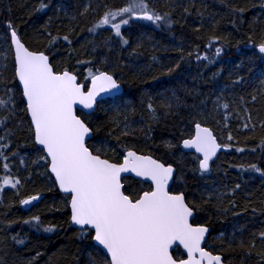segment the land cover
Instances as JSON below:
<instances>
[{"label": "trees", "instance_id": "trees-1", "mask_svg": "<svg viewBox=\"0 0 264 264\" xmlns=\"http://www.w3.org/2000/svg\"><path fill=\"white\" fill-rule=\"evenodd\" d=\"M146 2L169 13L171 25L133 19L122 27L124 44L110 26L90 29L107 9L123 7L127 0H44L48 7L42 11H36L40 0H0V97L7 99L11 89L16 103V115L8 121L13 134L0 140V184L5 176L21 181L0 192V264H90L92 258L100 259L90 235L70 223L66 194L58 190L47 161L40 159L45 153L33 141L14 75L9 23L29 49L48 54L57 70L67 68L86 84L88 68L105 70L124 86L122 95L99 103L90 117V147L102 148L113 161L121 162L127 148L174 165L172 189L184 191L196 206V222L211 227L206 247L229 264H261L264 259L258 239L255 248L237 246L240 239L247 245L253 233L264 231V55L257 50L264 40V0ZM216 48L222 49L219 55ZM149 102L156 108L155 120ZM169 103L171 108L165 107ZM6 114L0 110V116ZM196 123L210 127L221 144L231 145L208 173L199 170L196 154L180 146L194 134ZM125 126L129 135L122 134ZM4 133L0 127V136ZM123 182L126 192L150 186L133 177ZM219 193L224 195L218 200ZM38 194H44L39 203L22 209V199ZM34 216L40 217L39 225L25 223ZM49 226L55 230L44 231ZM173 255L184 257L180 248Z\"/></svg>", "mask_w": 264, "mask_h": 264}, {"label": "snow or ice", "instance_id": "snow-or-ice-1", "mask_svg": "<svg viewBox=\"0 0 264 264\" xmlns=\"http://www.w3.org/2000/svg\"><path fill=\"white\" fill-rule=\"evenodd\" d=\"M47 7L44 0H40L36 11ZM169 16V13L161 14L151 8L146 0H127L123 7L107 9L90 31L110 26L114 34L121 37L124 44H128V40L123 38L122 27L130 21L145 20L157 26H170L172 21ZM8 27L11 30V42L15 46L14 75L22 86L21 95L25 100L23 111L30 118L29 130L34 143L42 146L38 150L45 153L40 159L47 161L54 182L66 194L70 223L80 226L81 234H89L95 242L100 259L92 258L90 264H225L222 255L214 254L204 246L209 228L196 222L194 203L186 199L184 191L170 188L175 172L171 164L127 148L122 162H114L106 158L107 153L102 148L89 146L88 141L93 138L94 131L90 126V117L98 103L104 102L105 95L114 96L121 88L115 75L109 71L88 68L87 76L84 77L87 84L83 83L75 72L67 68L57 70L44 51L30 50L11 23ZM63 39L68 40V36ZM257 47L259 54H264V40ZM221 51V48H216V55ZM197 59L207 60L208 57L197 56ZM172 70L169 69V72ZM6 95L7 99L0 97V110L7 113L0 116V127L5 129L0 140H6L13 134L8 128V121L16 115L13 91L9 89ZM256 99L253 95L252 101ZM240 100L243 102L244 98ZM78 106H82L79 112ZM171 106L170 103L165 105L167 108ZM223 107L227 109L229 105L225 103ZM147 108L152 118L157 119L156 108L151 102ZM248 119H251L250 114ZM260 126L264 128V122ZM251 127L254 129L256 125ZM244 128H249V124L245 123ZM122 134L129 135L127 126L122 129ZM227 139L232 141L234 138L229 133ZM182 144L183 148L194 149L202 154V159L197 158L201 172L209 171L211 161L221 148L231 147L219 143L213 131L200 123L195 124L194 134L183 139ZM260 146L264 148V139ZM168 147L173 145L169 144ZM237 151L243 152L244 149L238 148ZM4 159L7 160V157ZM3 167L6 171L10 170L8 163H4ZM249 168L262 172L256 165H250ZM128 172L150 181L149 188L140 192H126L122 174ZM20 183L18 178L5 176L0 184V192L5 186L15 189ZM239 188L237 184L233 193ZM223 195L219 193L217 199ZM39 199V195H33L22 199L20 203L30 205ZM25 223L39 225L40 217L34 216ZM54 230L51 226L44 229L46 232ZM252 236L247 245L240 239L237 246L255 248L258 239L264 249V231L253 233ZM18 243L24 241L19 240ZM174 245L183 247L186 258L173 255ZM258 254L264 257V251ZM261 264H264V259Z\"/></svg>", "mask_w": 264, "mask_h": 264}, {"label": "water", "instance_id": "water-1", "mask_svg": "<svg viewBox=\"0 0 264 264\" xmlns=\"http://www.w3.org/2000/svg\"><path fill=\"white\" fill-rule=\"evenodd\" d=\"M10 33H11V31H10ZM19 35V34H18ZM23 42V41H22ZM26 45V44H25ZM11 46H12V49H13V54H14V48H15V46L12 44V42H11ZM27 46V45H26ZM31 50V49H30ZM257 50H258V47H257ZM46 54V53H45ZM46 55H48V54H46ZM264 55V54H263ZM49 56V55H48ZM49 59H50V57H49ZM50 62H51V60H50ZM17 79V78H16ZM17 81H18V79H17ZM120 83V82H119ZM18 84H19V81H18ZM120 85H121V88H120V90H119V92L118 93H116L114 96H110V95H105L104 96V100H106V99H108V98H113V97H117V96H120V95H122L123 93H124V86L120 83ZM19 86H20V88H21V90H22V86L19 84ZM24 100V99H23ZM98 100H99V98H98ZM24 103H25V100H24ZM99 104V103H98ZM82 106H78V112H79V110H80V108H81ZM97 107H98V105H97ZM97 107H96V109H97ZM96 109L94 110V112L96 111ZM85 111H88V110H85ZM202 125V124H201ZM202 126H204V127H208V126H205V125H202ZM208 128H210V127H208ZM211 129V128H210ZM212 130V129H211ZM213 131V130H212ZM194 132H195V126H194ZM213 134H214V132H213ZM215 135V134H214ZM217 141L219 142V140L217 139ZM220 143V142H219ZM181 149L184 151V152H188V153H194V154H196L200 159H202V154H200V153H197L194 149H185V148H183V144H182V142H181ZM42 146H39V148H41ZM132 150V149H131ZM231 150V148L229 147V148H221V150L217 153V155H216V157H214L213 158V160L211 161V166H210V169H209V171H207V172H203V173H208V172H210L211 171V168H212V164L218 159V157H219V155H220V153H222V152H224V151H230ZM135 151V150H134ZM138 154H141V153H138ZM145 155V154H144ZM153 157V156H152ZM154 159H156L155 157H153ZM115 162V161H114ZM122 162V161H121ZM162 162V161H161ZM173 166V168L175 169V172H174V174H173V181L172 182H170V188H172V185H173V183H174V181H175V175H176V167L174 166V165H172ZM49 172H50V169H49ZM54 177V176H53ZM125 177H133V178H136V179H140V180H142V181H144V182H146V183H150L151 184V182L150 181H148V180H145L143 177H138V176H136V174L134 173V172H128V173H124V174H122V182H123V179L125 178ZM124 183V182H123ZM57 185V184H56ZM57 188H58V190L61 192V193H63L60 189H59V187H58V185H57ZM63 194H65V193H63ZM39 195V197H40V199L39 200H37V201H33L32 202V204H30V205H22L21 204V207H22V209H24V210H28V209H30L32 206H34L35 204H37V203H39L43 198H44V194H38ZM33 196V195H32ZM28 198V197H27ZM26 199V198H25ZM195 215H196V213H195ZM72 226L73 227H75V228H77V229H80V226H78V225H73L72 224ZM206 226V225H205ZM208 228H209V232H208V234L206 235V237H205V245H206V241H207V239H208V237H209V234H210V232H211V227H209V226H207ZM94 242V241H93ZM94 244H95V242H94ZM204 245V246H205ZM175 248H180L181 250H182V252H183V254H184V256H185V258H186V251L183 249V247L182 246H179V247H177V246H173V250L175 249ZM223 257V256H222ZM225 264H228V263H225Z\"/></svg>", "mask_w": 264, "mask_h": 264}, {"label": "flooded vegetation", "instance_id": "flooded-vegetation-1", "mask_svg": "<svg viewBox=\"0 0 264 264\" xmlns=\"http://www.w3.org/2000/svg\"><path fill=\"white\" fill-rule=\"evenodd\" d=\"M2 183H3V179H2ZM210 235V234H209ZM209 238V237H208ZM208 240V239H207ZM206 243H207V241H206ZM205 247H206V245H205ZM214 253V252H213ZM214 254H219V253H214ZM221 255V254H220ZM183 258H185V256L183 257ZM224 259V258H223ZM225 261V260H224ZM225 263H227L226 261H225ZM229 264V263H228Z\"/></svg>", "mask_w": 264, "mask_h": 264}, {"label": "rangeland", "instance_id": "rangeland-1", "mask_svg": "<svg viewBox=\"0 0 264 264\" xmlns=\"http://www.w3.org/2000/svg\"><path fill=\"white\" fill-rule=\"evenodd\" d=\"M117 19H119V18H117ZM37 160V159H36ZM14 171V170H13ZM10 186H5L4 188H3V190H5V189H8Z\"/></svg>", "mask_w": 264, "mask_h": 264}, {"label": "bare ground", "instance_id": "bare-ground-1", "mask_svg": "<svg viewBox=\"0 0 264 264\" xmlns=\"http://www.w3.org/2000/svg\"><path fill=\"white\" fill-rule=\"evenodd\" d=\"M2 184V183H1Z\"/></svg>", "mask_w": 264, "mask_h": 264}]
</instances>
